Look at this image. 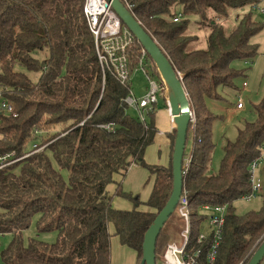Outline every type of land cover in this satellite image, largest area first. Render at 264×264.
<instances>
[{"label": "trees", "instance_id": "1", "mask_svg": "<svg viewBox=\"0 0 264 264\" xmlns=\"http://www.w3.org/2000/svg\"><path fill=\"white\" fill-rule=\"evenodd\" d=\"M252 1L130 0L134 18L182 75L195 114L186 137L191 148L183 156L191 158L183 174L190 211L185 250L189 254L200 250V264H209L205 258L213 243V234L199 240L201 233H207L204 206H226L211 264H247L264 241V199L257 211L239 215L234 208L251 192L250 165L264 148V101L253 107L254 122L244 123L234 141H226L217 172L211 174L208 168L215 117L206 101L217 98L223 88L236 90L235 80L244 70L232 64L253 62L259 54L251 39L262 31L264 21L255 20L249 11L236 21L230 15ZM83 3L0 0V94L17 115L0 114V156L27 155L0 170V237L10 236L6 247L0 241V264H110V224L119 244L134 251V264H140L144 234L172 191L176 132L168 135V164L146 165L144 152L158 133L155 109L145 113L144 122L136 112V118L129 115L124 100L131 82L121 85L102 74ZM178 15L180 19L173 22ZM190 23L198 30L208 28L206 49L190 47L198 39L189 34ZM133 49L141 50L136 40ZM134 56L129 57L130 71ZM147 59L152 78L162 83L148 55ZM163 103L167 108L165 96ZM132 164L148 168L153 177L145 203L114 180L116 175L125 176ZM114 184L116 192L110 195L107 187ZM116 196L133 203L132 210H115ZM141 205L147 210L140 211ZM32 221L37 235L56 233L55 242L36 237L25 241L24 231ZM182 228L183 220L174 212L158 234L155 264Z\"/></svg>", "mask_w": 264, "mask_h": 264}, {"label": "rangeland", "instance_id": "2", "mask_svg": "<svg viewBox=\"0 0 264 264\" xmlns=\"http://www.w3.org/2000/svg\"><path fill=\"white\" fill-rule=\"evenodd\" d=\"M247 10L248 7L237 10L239 18L242 17L243 14L247 12ZM252 14L254 15L255 20L260 22L264 21V16L260 17L255 13ZM191 21L194 22V19L191 18ZM194 26L195 25L193 23H190L188 32L189 34L193 33L194 35H196L198 39L197 41L192 42L190 44V47L193 49H206L208 28L205 27L198 30V28H195ZM252 43H255L259 46V54L255 57V59H253V62L245 63L237 61L232 64V66L236 68V70H244L243 75L238 76V78L235 80L234 84L236 86V90L223 88L222 90L217 91V98L207 99L206 101V108H208L215 117L211 124V140L213 149L210 155L211 158L208 167L211 174L216 173L218 170L219 163L223 158V148L226 144V141H234L239 128H243V126L245 125L244 123L254 122L255 110L253 107L261 101H264V27L261 32L252 37L251 44ZM130 80L133 93L135 94V96L141 97L142 93H144L147 88L148 81L140 71L132 73L130 76ZM155 81L158 82L157 80ZM244 82L246 83L245 87L242 86ZM163 95L167 99L165 92H163ZM163 95L158 94V103L156 105L158 117H160L161 112H164L162 99ZM238 97L241 98V101L243 103L242 109H236ZM127 112L129 113V115L136 118V113L131 108L128 109ZM191 113L193 119L195 120L194 111L191 110ZM170 122L172 123L171 117ZM191 144L192 141L188 139V143L185 149V153H187V155L191 148ZM144 155V162L146 163V165L148 164L150 166H154L155 164H158V160H162L163 151H158L156 147L150 145L146 148ZM62 174L66 177L65 172H62ZM125 174V176L116 175V177L114 178L115 182H121V189H123L124 192L131 193L139 199L140 203H145L148 200L153 185V177L151 176V173H149L148 168L142 167L138 164H132ZM255 179H259L262 188L260 192H258L256 196L250 201H246L241 198L234 203L235 211L239 215L244 214L245 212H248L250 210L257 211V209H259L263 203L264 155L259 161V164L256 168ZM115 189V184L107 187L110 195H113L116 192ZM112 206L115 210L118 209L130 211L132 210L134 205L129 200L120 196H116L112 200ZM138 209L140 211L147 210L144 205H141ZM33 222L34 221H32V223ZM55 236L56 233H44L37 235L33 223L29 227V229L24 231L23 239L27 241L28 238L36 237L38 238V240H42L46 243L52 244L56 240ZM177 240H179L178 237L177 239H172V241ZM0 241L2 244V248H4L8 245L10 236L0 237ZM109 252H111L110 264H125L134 260L135 257V252L120 245L115 237H111L110 239ZM260 263L264 264V259Z\"/></svg>", "mask_w": 264, "mask_h": 264}, {"label": "built area", "instance_id": "3", "mask_svg": "<svg viewBox=\"0 0 264 264\" xmlns=\"http://www.w3.org/2000/svg\"><path fill=\"white\" fill-rule=\"evenodd\" d=\"M126 9L131 12L132 4L130 0H118ZM84 17L87 20V25L90 34L94 39V50L96 51L99 66H101L102 74H109L112 78L118 81L121 85H126L130 80L132 73L141 72L145 79L148 81V85L145 94L138 98L129 90V94L124 100L127 107L135 111L138 115L140 122H144L145 113L154 112L155 106L158 102V94L165 92V85L162 82H156L151 76V64L147 59V53L144 49L136 51L133 49L135 44V38L117 18L111 5L106 0H84ZM248 11L264 16V0H253L248 6ZM174 21H178L180 16H177ZM130 54L135 55L136 60L133 71H130L129 57ZM181 76V75H180ZM243 87L246 86L244 82ZM243 103L241 98L238 97L236 109H242ZM0 114L2 115H17L13 111V105L7 99H4L0 94ZM194 123V119L191 113L190 124ZM194 127H191L193 131ZM41 148H37L32 154L40 151ZM264 155V148L261 156L258 157L250 165V183L251 192L243 196L242 199L250 201L258 192H260L262 186L259 179H255L256 168L259 161ZM27 156V155H26ZM22 156V158L26 157ZM22 158H14V153H6L0 156V170L7 168L12 164H15L22 160ZM191 162V158H185L182 166L183 174L186 171L188 164ZM178 218L183 220V228L180 231L179 240L171 241L165 248V254L162 261L159 264H200L198 261L201 253L200 250H196L195 253L189 254L185 250L189 239L190 230V211L189 203L186 195L183 192L179 197L178 206L175 210ZM202 213L207 216L208 234L201 233L199 240H205L210 234H213V243L211 244L210 251L207 254L205 260L207 263L215 259L217 253V247L221 241L222 228L225 223L226 206H204L202 207Z\"/></svg>", "mask_w": 264, "mask_h": 264}, {"label": "water", "instance_id": "4", "mask_svg": "<svg viewBox=\"0 0 264 264\" xmlns=\"http://www.w3.org/2000/svg\"><path fill=\"white\" fill-rule=\"evenodd\" d=\"M120 19L123 26L133 34L141 49H144L152 63L155 65L160 79L165 85V95L167 96V110L172 118L175 135V143L172 152V191L169 199L163 209L153 219L154 221L145 232L142 243V259L140 264H155V243L158 234L168 221V218L174 214L178 206L179 197L183 192V172L184 151L186 149V137L191 120V110L188 94L182 82V76L176 71L173 64L170 63L156 41L146 32L141 23L134 18L132 13L126 9L118 0H106ZM171 91V95L167 93ZM264 259V241L258 249L252 254L247 264H261Z\"/></svg>", "mask_w": 264, "mask_h": 264}, {"label": "crops", "instance_id": "5", "mask_svg": "<svg viewBox=\"0 0 264 264\" xmlns=\"http://www.w3.org/2000/svg\"><path fill=\"white\" fill-rule=\"evenodd\" d=\"M230 15H231L232 21H236L237 19H239V15H238L237 11L231 12ZM132 92H133V90H132ZM144 94H145V92L142 93V96ZM161 95H163V94H161ZM141 97H138V98H141ZM163 105H164V103H163ZM163 108H164V106H163ZM159 121L161 124L159 123ZM161 125L164 127H162ZM155 126L157 128L158 133L156 134V136L154 138L155 143L153 144V146L156 147L158 149V151L159 150L163 151L162 160H158V164H155V166H161L162 167V166H166L168 164V161H169L168 156H169V150H170V141L168 140V135L174 130L173 129L174 126L170 122V116H169L168 110H166V108H164V112H161L160 117H158V113L156 111V106H155ZM143 158H145V155ZM108 231H109V234L112 238L115 237L114 236V228L111 224L109 225ZM204 231L208 232V226H206V228H204ZM115 238L118 240V237H115ZM135 260H136V253H135L134 260L127 262L125 264H134Z\"/></svg>", "mask_w": 264, "mask_h": 264}, {"label": "bare ground", "instance_id": "6", "mask_svg": "<svg viewBox=\"0 0 264 264\" xmlns=\"http://www.w3.org/2000/svg\"><path fill=\"white\" fill-rule=\"evenodd\" d=\"M167 93H168L169 95H171V91L169 90V88H168V91H167Z\"/></svg>", "mask_w": 264, "mask_h": 264}]
</instances>
